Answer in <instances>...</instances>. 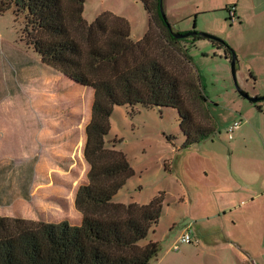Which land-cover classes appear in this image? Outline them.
Wrapping results in <instances>:
<instances>
[{"label": "trees", "instance_id": "obj_1", "mask_svg": "<svg viewBox=\"0 0 264 264\" xmlns=\"http://www.w3.org/2000/svg\"><path fill=\"white\" fill-rule=\"evenodd\" d=\"M86 1H13L15 13L23 17L21 41L26 49L71 83L92 89L94 101L83 148L87 183L78 187L75 198L82 224L0 217V264H151L161 245L144 242L160 221L163 196L145 205L114 202L134 175L126 155L106 143L114 108L177 110L186 147L214 132L196 121L188 105V101L206 104L207 97L189 52L178 45L191 39L194 46L202 38L175 39L161 14L160 0H141L149 30L139 41L134 40L129 21L115 13L103 12L94 22L86 21ZM152 24L158 30L156 38ZM209 42L232 57L225 42Z\"/></svg>", "mask_w": 264, "mask_h": 264}, {"label": "crops", "instance_id": "obj_2", "mask_svg": "<svg viewBox=\"0 0 264 264\" xmlns=\"http://www.w3.org/2000/svg\"><path fill=\"white\" fill-rule=\"evenodd\" d=\"M225 4L235 8L236 22L240 25L245 23L251 11L258 14L253 27H264V0H227ZM112 12L120 16L118 12ZM123 17L130 19L126 15ZM130 25L134 40H141V36L133 35V22ZM204 41L208 40L196 42L194 48ZM2 49L0 217L80 226L83 215L75 206L79 185L74 170L82 160V142L77 141L83 133L85 135L91 120V116L86 119L81 112L87 106L91 112L93 90L71 82L62 83L61 72L43 63L26 47L20 49L5 43ZM218 51L221 58L231 61L232 57L226 56L224 50ZM246 71L254 79L253 95L264 97L260 78L264 75V51L237 59V74L242 73L240 81L244 91L250 88ZM75 88L80 89L78 96L66 99L64 96ZM70 107L69 111L65 110ZM260 112L264 113V110L261 108ZM238 121L242 124L233 140L239 139L247 130L244 119L240 117ZM8 147L15 149L6 153ZM209 156L211 164L205 175L210 179L202 182L210 183L208 188L201 189L195 197L185 187L181 196L187 206L182 234L191 226L194 239L187 249L212 257L215 264H264V163L259 170L255 169L258 166L251 171L245 167L244 174L251 175V182L231 181L228 173L222 175L216 158L212 154ZM204 161L210 163L209 159ZM183 246L186 245H181L180 251L175 252L178 258L185 257ZM170 250L173 251V246L164 255H158L155 264H178L166 259ZM231 259L236 262L230 263ZM189 264L198 263L190 261Z\"/></svg>", "mask_w": 264, "mask_h": 264}, {"label": "rangeland", "instance_id": "obj_3", "mask_svg": "<svg viewBox=\"0 0 264 264\" xmlns=\"http://www.w3.org/2000/svg\"><path fill=\"white\" fill-rule=\"evenodd\" d=\"M13 1L0 0V51L3 50L2 46L5 43L20 49L25 47L21 41L23 17L15 13L16 6ZM226 1L164 0L163 8L174 33L210 34L225 42L239 59L264 51V27L252 25L258 14L250 11L243 25L232 22L230 7L226 6ZM10 2V6L6 7ZM107 11L118 12L122 17L128 16L133 22V35L136 38L138 36L143 38L146 34L149 15L141 0H87L84 19L92 23L101 13ZM130 19H127L129 23ZM151 29L152 37L156 38L158 30L155 25L152 24ZM178 45L181 51L189 52L191 65L195 74L200 77L202 90L207 97L206 104L188 101V105L198 123L213 127V135L198 145L186 147L177 110L137 106L132 112L131 108L117 106L110 118V131L106 137L107 146L112 147L115 144L116 149L126 155L134 170V175L114 197V202L124 205L132 203L145 205L156 196H163L160 221L150 230L144 242L160 243L159 255H164L174 246L185 228L187 206L181 201L185 187L196 197L202 192L201 189L210 185L202 183L210 179L205 175L207 166L211 164L212 158L209 155L212 154L216 158L222 175L228 173L231 181L251 182L253 180L251 175L244 174L245 167L247 171H251L253 167L258 166L255 169L259 170L263 168L264 163V113L258 108L264 110V102L252 104L238 94L237 86L242 88L240 81L242 73L237 74L236 66L235 81L229 60L221 58L220 51L216 50L211 42L204 41L194 48L193 41L188 39ZM176 54L183 56L179 51ZM241 69L243 71V66ZM245 75L250 84V88L245 91L251 97H257L253 95L252 89L254 79L247 71ZM260 78L261 86L264 88V75ZM63 81L70 83L62 74V83ZM79 91L80 89L75 88L64 97L75 99ZM70 109L71 107L65 108L66 111ZM81 115H86V119L90 118L88 106L82 109ZM240 117L246 122L247 130L239 139L229 141L226 131ZM85 140L83 133L77 141L82 142V160L78 161V167L74 170L79 186L87 183L86 175L89 170L83 156ZM14 149L8 147L6 153ZM204 159H209L210 163H206ZM187 247L189 246H183L186 249L185 257L178 258L177 254L170 250L166 259L170 262L177 261L178 264H189L190 261L198 264H215L212 257ZM234 261L231 259L229 262ZM155 263L154 260L151 264Z\"/></svg>", "mask_w": 264, "mask_h": 264}, {"label": "water", "instance_id": "obj_4", "mask_svg": "<svg viewBox=\"0 0 264 264\" xmlns=\"http://www.w3.org/2000/svg\"><path fill=\"white\" fill-rule=\"evenodd\" d=\"M163 1L164 0H160V11H161V14L163 16V19L167 20V17H166V14L164 12V8H163ZM168 27H169L173 37L175 39H177V40H183V39H187V38L194 37V36H199L202 39L208 40V41H216V40H218L217 37L212 36L210 34H206V33L188 32V33H185V34H177V33H174L172 31L170 24H169ZM230 64H231L232 75H233V77H234V79L236 81L237 57L235 56L234 53L232 55ZM236 86H237V84H236ZM237 91H238V94L242 98L246 99L247 101L251 102L252 104H257V103H260V102L264 101V97H251L246 91L242 90L239 86H237Z\"/></svg>", "mask_w": 264, "mask_h": 264}, {"label": "built area", "instance_id": "obj_5", "mask_svg": "<svg viewBox=\"0 0 264 264\" xmlns=\"http://www.w3.org/2000/svg\"><path fill=\"white\" fill-rule=\"evenodd\" d=\"M229 14H230L231 21L232 22H236L237 21V17H236V12H235V8L234 7H231L229 9ZM241 124H242L241 121L235 122L234 124H232L227 129L226 132L228 134V139L230 141L233 140L234 134L239 129ZM193 243H194V239L192 237V229H191V226H189V227L186 228L184 233L180 236L178 241L173 246V251L174 252H179L181 245H190V244H193Z\"/></svg>", "mask_w": 264, "mask_h": 264}]
</instances>
